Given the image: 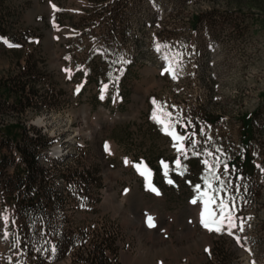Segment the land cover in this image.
Segmentation results:
<instances>
[{
	"label": "rangeland",
	"instance_id": "rangeland-1",
	"mask_svg": "<svg viewBox=\"0 0 264 264\" xmlns=\"http://www.w3.org/2000/svg\"><path fill=\"white\" fill-rule=\"evenodd\" d=\"M0 32V129L49 139L38 163L64 199L51 226L79 237L45 264H86L75 253L106 237L117 264H264V0H5ZM209 197L234 227L200 223ZM12 209L0 198V264H35L8 252Z\"/></svg>",
	"mask_w": 264,
	"mask_h": 264
},
{
	"label": "trees",
	"instance_id": "trees-1",
	"mask_svg": "<svg viewBox=\"0 0 264 264\" xmlns=\"http://www.w3.org/2000/svg\"><path fill=\"white\" fill-rule=\"evenodd\" d=\"M4 3L5 0H0V5ZM0 33L4 35L3 32ZM241 122L244 133L241 136L247 145L251 139V115L241 119ZM18 129L20 134L16 138L0 129V198L3 202L7 200L13 204L6 219L8 252L13 254L21 251L23 257H33L35 264H45L41 252L50 249L52 243V257L59 258L74 247L79 237L63 228L51 226L52 213L48 208L61 207L64 199L60 191L47 180L49 169L38 163V158L48 147L49 139L39 133L29 135L24 127ZM3 147L8 152L3 151ZM13 148L16 149L19 161L14 163L12 173H8L7 167L13 163L10 159ZM88 173H81L82 178L85 179ZM115 248L109 237L103 238L98 245L92 246L86 257L76 252L75 262L117 264ZM6 264L24 262L14 258L6 261Z\"/></svg>",
	"mask_w": 264,
	"mask_h": 264
},
{
	"label": "snow or ice",
	"instance_id": "snow-or-ice-1",
	"mask_svg": "<svg viewBox=\"0 0 264 264\" xmlns=\"http://www.w3.org/2000/svg\"><path fill=\"white\" fill-rule=\"evenodd\" d=\"M168 70L169 69H165V71H168ZM165 115L170 117L171 114L165 113ZM153 118L156 119L155 112L153 114ZM157 122L162 123V121H160V120H158ZM170 128H171V125H168V126H166V128L164 130L166 131L167 134L172 136L174 141L177 142V144H174V147H176L177 152L183 154L185 149L182 147V142L184 140L188 139V137L179 135L175 131L170 130ZM195 143H196L195 141H192L193 147H195ZM105 150L106 151L108 150L107 145H105ZM207 154L211 155V153H207ZM126 163H127V161H126ZM161 163H162L163 167L165 169H167V167H168L167 164H165L164 162H161ZM175 163H176L177 168L181 167V163H180L179 158L176 160ZM205 163H207V162H205ZM141 166L142 165H136L138 171H140ZM140 174L145 177L146 181L150 180L151 173L146 167L143 168V171H140ZM165 175L167 176V171H165ZM216 179H219V177H216ZM168 183H172V180H168ZM206 183H207V181H206ZM209 187H211L210 184H209ZM196 188H197V190H199L200 186L197 185ZM152 190L155 191L154 188ZM221 190H223V189H221ZM205 195H207V192L201 193L202 197ZM192 203L196 204L197 200L194 199L192 201ZM203 203H204V211L201 212V222H202L203 226L205 228H207L209 231H212V230L222 231L225 228V226H227L229 229L235 226L232 223L231 211H226L228 208V205L224 200H221L219 202V205H218V213L219 214H217L216 209H212V210L209 209L210 204L216 205L215 197H209V199L204 200ZM233 208H234V205H233ZM4 219L6 220L7 218L5 217ZM148 220H149V225L151 226V217H149ZM241 231H242V228H241ZM228 234L232 235L233 233L231 231H229ZM6 236H7V233H5V237ZM237 242L238 243L240 242L239 237H237Z\"/></svg>",
	"mask_w": 264,
	"mask_h": 264
},
{
	"label": "crops",
	"instance_id": "crops-1",
	"mask_svg": "<svg viewBox=\"0 0 264 264\" xmlns=\"http://www.w3.org/2000/svg\"><path fill=\"white\" fill-rule=\"evenodd\" d=\"M164 131H165V130H164ZM161 132H163V129H161ZM162 134H164V133H162ZM162 162H164L165 164H167V162L164 161V160H163ZM160 166H161V169H162L161 171L165 172V168L163 167L162 163H161ZM151 180L153 181V175H152ZM168 180H169V179H166V178H163V179H162L163 182H164V181H168ZM153 183H154L155 186L157 187V191H158L157 193H158V195H159L160 193L162 194V189H163L162 184H163V183H162V184H161V183L156 184L155 181H153ZM146 187H147V189L149 188V186H147V185H146ZM150 190H151V188H150ZM151 191H152V190H151Z\"/></svg>",
	"mask_w": 264,
	"mask_h": 264
},
{
	"label": "bare ground",
	"instance_id": "bare-ground-1",
	"mask_svg": "<svg viewBox=\"0 0 264 264\" xmlns=\"http://www.w3.org/2000/svg\"><path fill=\"white\" fill-rule=\"evenodd\" d=\"M85 128V127H84ZM89 132V131H88ZM130 199V198H129ZM209 209L212 210L211 205H209ZM202 212V211H201ZM201 218V215H200ZM152 222V221H151ZM143 230V229H142ZM145 231V230H144ZM197 232V231H196ZM203 232V231H202ZM188 233V232H187ZM156 238V237H155Z\"/></svg>",
	"mask_w": 264,
	"mask_h": 264
}]
</instances>
